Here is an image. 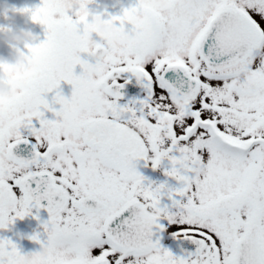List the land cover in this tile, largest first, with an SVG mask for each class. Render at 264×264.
Returning a JSON list of instances; mask_svg holds the SVG:
<instances>
[{
  "label": "snow or ice",
  "instance_id": "6c2138e0",
  "mask_svg": "<svg viewBox=\"0 0 264 264\" xmlns=\"http://www.w3.org/2000/svg\"><path fill=\"white\" fill-rule=\"evenodd\" d=\"M162 2L167 18L140 0L111 17L121 30L134 16L144 22L128 29L135 41L119 58L95 64L81 59L90 39L82 20H58L56 0L31 11L46 34L29 49L43 73L15 102H0V230L46 206V264H264V0ZM123 74L146 92L138 107L117 103ZM52 92L58 111L45 99ZM22 127L39 149L27 160L13 154L28 142ZM138 160L154 169L169 161L165 175L183 185L169 192L180 198L174 213L160 207L164 185L145 187ZM153 208L192 239L194 253L176 258L153 242V229L164 231L144 214ZM21 256L0 240V264Z\"/></svg>",
  "mask_w": 264,
  "mask_h": 264
},
{
  "label": "flooded vegetation",
  "instance_id": "af4514ba",
  "mask_svg": "<svg viewBox=\"0 0 264 264\" xmlns=\"http://www.w3.org/2000/svg\"><path fill=\"white\" fill-rule=\"evenodd\" d=\"M42 0H0V8L11 7L18 10L29 9L30 11L26 13L27 15L23 17H17V27H26L28 30H31L33 33L39 36L38 44L44 41L46 38L45 29L42 25L34 23L31 21V11H34L36 8L40 7ZM138 4V0H121V2L113 6L111 0H95V3L89 4V10L94 12L103 11L102 5H107V11L105 13V18H111L114 16H120L123 14L125 9L135 7ZM57 19H62L65 15L71 16L73 18H78L72 13H63L61 12L60 6L57 4ZM6 21L3 18H0V25H5ZM116 27L119 28V24H116ZM90 32V39L88 41V48L91 41L96 40L100 41L101 37L97 36L94 32ZM8 49L0 48V55L7 56ZM90 53H82L81 59L90 64H95L97 58ZM92 56V57H91ZM31 59L35 63L39 71L38 72H28L26 76L25 86L27 87L28 83L43 73V65L33 57L31 54ZM81 69L79 66L76 68V74L79 75ZM167 78L174 79L175 73L169 72ZM130 81L129 83H125ZM117 83L124 85L120 89L121 99L117 101L120 107L125 105L131 106L133 103L136 106H139V101L146 99V92L144 89L137 84L135 77H132L131 74H123L121 78L118 79ZM61 95L70 99L72 95V87L69 84L62 83L59 89ZM55 92L48 93L45 96V99L48 103L54 107L57 111L59 110V105H52L53 97ZM113 99L112 97L109 98ZM44 118L48 120H55L56 117L50 111H46ZM33 127L39 129V122L33 121ZM22 137H24L28 142L21 143L13 149V154L20 159H31L34 151L39 150L35 148V138L31 136L30 128H21L20 129ZM167 144L165 145V148ZM136 171L144 177V185L148 187L149 185L155 189L164 185V188L161 192L160 207H167L170 212H175L176 209L172 207V200H179L178 196H173L172 199H169V192L178 191L182 188V183L177 181L175 178L165 175L166 171L171 169V164L168 160H163L160 167L153 168L151 161L138 160L134 161ZM45 207H42L39 212L35 209L33 210L32 215L26 216L24 219H16L14 223L10 224L6 229L0 230V240H8L17 247V250L21 255H35L42 251L41 244L46 241V234L44 233L43 225L49 220L48 212L45 210ZM38 217V218H36ZM161 228L164 231H160L159 234L162 235L160 241V247L163 250L170 252L176 258H187L188 254L194 253L196 250V245L192 242V239L183 241L185 238L181 233L182 230L177 226H171L168 224L167 220L161 219L158 221ZM158 234V235H159ZM33 236H37L39 243L32 239ZM155 228L153 229V242L158 241ZM48 259V257H47ZM46 260L40 261L39 264H46Z\"/></svg>",
  "mask_w": 264,
  "mask_h": 264
},
{
  "label": "clouds",
  "instance_id": "9594fccd",
  "mask_svg": "<svg viewBox=\"0 0 264 264\" xmlns=\"http://www.w3.org/2000/svg\"><path fill=\"white\" fill-rule=\"evenodd\" d=\"M61 8L62 14L72 13L84 22V25L91 32L101 37L98 42L93 40L89 44V53L107 61L109 57L119 58V53L134 43L135 37L129 28L140 26L144 22V17L137 15L132 17L121 28L110 22V18H105L107 5H102L103 11L94 12L89 10V4L95 0H89L87 4L83 0H56ZM113 6L119 4L121 0H111ZM144 8L152 9L158 15L167 18L169 9L162 0H140ZM27 15L18 9L11 7L0 8V18L6 21L5 25H0V48H7V56L0 55V102L12 103L22 96L26 91L25 86L28 72H38V66L33 63L29 49L38 45L39 36L28 30L26 27H17V17ZM31 21L32 17H31ZM98 78V77H93ZM83 120H98L101 117L96 114L84 115ZM57 123L64 129V134L68 135L69 129L62 121ZM69 139L73 138L69 136ZM76 143H82L74 141ZM146 216L157 219H165L166 214L158 208L144 210ZM66 259H71L70 254L62 253ZM49 252L46 249L35 255H22L19 264H39L46 260Z\"/></svg>",
  "mask_w": 264,
  "mask_h": 264
},
{
  "label": "water",
  "instance_id": "95a60500",
  "mask_svg": "<svg viewBox=\"0 0 264 264\" xmlns=\"http://www.w3.org/2000/svg\"><path fill=\"white\" fill-rule=\"evenodd\" d=\"M166 78H167V77H166ZM155 230H156L157 237L161 239V235L159 234L160 230L157 229V228H155ZM158 234H159V235H158Z\"/></svg>",
  "mask_w": 264,
  "mask_h": 264
}]
</instances>
